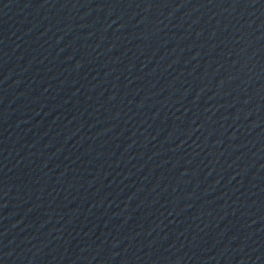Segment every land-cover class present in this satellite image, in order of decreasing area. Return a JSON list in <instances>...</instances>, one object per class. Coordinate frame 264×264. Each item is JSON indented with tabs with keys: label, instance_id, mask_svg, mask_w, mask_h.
Wrapping results in <instances>:
<instances>
[{
	"label": "water",
	"instance_id": "1",
	"mask_svg": "<svg viewBox=\"0 0 264 264\" xmlns=\"http://www.w3.org/2000/svg\"><path fill=\"white\" fill-rule=\"evenodd\" d=\"M206 0H0V181L103 75Z\"/></svg>",
	"mask_w": 264,
	"mask_h": 264
}]
</instances>
